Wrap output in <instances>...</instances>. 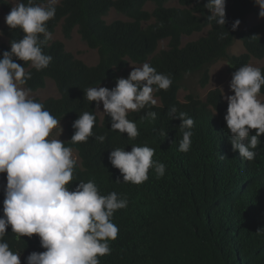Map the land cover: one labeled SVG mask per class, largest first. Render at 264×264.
Segmentation results:
<instances>
[{"label": "trees", "instance_id": "trees-1", "mask_svg": "<svg viewBox=\"0 0 264 264\" xmlns=\"http://www.w3.org/2000/svg\"><path fill=\"white\" fill-rule=\"evenodd\" d=\"M177 1L180 7L167 8V0H61L54 18L47 22L49 32L52 34L61 22V33L68 39L75 29L87 47L96 50L97 63L87 66L65 51L61 42L51 39L43 48L44 54L53 58L47 68L36 71L30 64L13 59L31 73L24 87L32 92L42 89L46 80L55 85L57 98L33 99L43 103L58 120L67 121L63 142L77 152L80 160L69 189L81 180H91L101 195L116 192L128 202L112 217L118 236L109 242L111 253L99 257L100 264H264V231L257 234L264 228V134L258 137L261 143L254 150V160H243L238 151L231 149L223 119L227 102L218 89L210 90L204 100L193 95H188L185 102L177 98L187 74H199L203 87L210 66L218 60H226L235 72L251 59H262L264 19L238 30L255 11L254 0H226L224 26L208 21L211 13L204 7L207 0ZM45 2L34 0L37 4ZM148 2L155 6L152 12L143 9ZM10 9L7 0H0L1 11ZM110 10L130 21L106 24L103 17ZM150 19L154 22L143 28L141 23ZM236 19L241 23L233 31L231 25ZM205 27V36L181 46L182 36ZM0 31L6 39V43H0L2 58L4 51H10L9 42L22 39L24 34L8 26ZM236 37L244 53L228 55ZM162 40H167V47L155 54ZM128 62L149 63L172 79L167 91L154 92L158 104L129 112L128 119L136 123L139 132L135 139L111 130L110 117L103 114L99 119L97 104L84 95L88 88L114 80ZM260 68L264 72V65ZM260 95H264V86ZM173 106L177 116L184 113L194 121L188 152L178 150L183 131L181 121L168 115ZM83 112H92L96 117L94 136L86 143L72 144V124ZM148 112H155L156 118L153 120ZM254 134L251 130L250 135ZM99 135L106 137L103 143L95 139ZM145 145L155 150L153 160L165 165L164 176L157 178L154 169H149L144 183L123 182L119 170L109 162L110 152ZM5 186L6 179L0 183V216ZM4 239L20 255L45 250L35 234L17 240L10 226Z\"/></svg>", "mask_w": 264, "mask_h": 264}, {"label": "clouds", "instance_id": "clouds-1", "mask_svg": "<svg viewBox=\"0 0 264 264\" xmlns=\"http://www.w3.org/2000/svg\"><path fill=\"white\" fill-rule=\"evenodd\" d=\"M254 2L259 7L258 17L264 18V0ZM58 4L59 0L44 4L18 0L4 18L10 29H20L24 35L18 41H10V51H4L0 58V173H6L0 216V264H21L20 253L13 251L4 239L9 226L17 240L35 234L45 249L30 253L25 264H100L99 257L111 253L109 242L118 236L112 217L128 203L116 192L101 195L91 180H81L69 189L77 159L72 148L52 138L54 129H59V135L62 133L60 120L32 98V90L24 87L31 73L14 62L15 57L36 71L49 66L53 58L44 54L43 48L51 39L47 22L54 18ZM204 7L211 13L208 21L218 26L226 24V0H207ZM240 23L236 19L231 29L235 31ZM171 84L170 76L143 63L132 67L127 78L116 79L113 88L90 87L84 95L89 102L102 104L101 113L110 117L111 130L135 139L139 132L136 123L128 119L129 112L156 105L154 92L167 91ZM262 86L261 68L245 64L232 73L229 90L234 94H222L227 101L223 119L231 149L246 161L254 160V150L261 143L258 137L264 134V102L259 99ZM176 112L173 106L168 115L181 121L183 135L178 150L188 152L194 121L184 113L177 116ZM147 115L156 118L155 112ZM95 121L92 112L79 115L72 124L75 131L70 142L86 143L94 136ZM251 130H255L254 135H250ZM95 139L103 143L106 137L99 135ZM154 153L146 145L132 146L131 151L116 148L108 159L121 173L123 182L138 185L148 180L149 169H154L157 178L164 176L165 165L153 160ZM262 231L264 228L258 229L257 234Z\"/></svg>", "mask_w": 264, "mask_h": 264}, {"label": "rangeland", "instance_id": "rangeland-1", "mask_svg": "<svg viewBox=\"0 0 264 264\" xmlns=\"http://www.w3.org/2000/svg\"><path fill=\"white\" fill-rule=\"evenodd\" d=\"M7 1L10 4V8L14 7L18 2V0H7ZM60 1L61 0H59V2ZM164 7L177 8L180 7V5L177 0H167V2L164 3ZM154 8H155L154 4L149 2L146 3L143 7V9L147 12H152ZM258 12H259V7L257 6L255 11L249 14L240 24L238 30L249 28L261 22L264 18H259ZM8 13L9 12H3L0 10V28L7 26L5 24L4 18ZM103 20L106 24H110L114 21H123V22L130 21L129 18L114 10L108 11V13L103 17ZM153 22L154 20L150 19L148 21L142 22L141 26L144 28ZM207 31L208 28L205 27L200 32L193 33L189 36H182L181 46L185 45L188 42L195 41L205 36ZM51 40L61 42L64 46L65 51L71 53L76 59H79L87 66H93L98 61V54L96 50L88 48L87 45L81 40L75 29L72 31L70 38L65 39L63 37L61 33V22L57 25L54 32L51 34ZM0 43H6V39L1 34V31H0ZM166 47H167V40L160 41L157 45L155 54H157L160 50H165ZM227 53L228 55H236V56L244 53V48L239 38L236 37L234 39L232 45L228 48ZM248 64H251L256 67H261L264 65V57L260 60L251 59ZM140 66H142V64H135L128 62V66L123 71L118 72L114 80L109 81L104 85H99L98 87H107L111 89L115 86L116 79L127 78L128 74L132 70V67H140ZM233 72L234 69L229 65V63L226 60H218L210 66L208 72V81L206 85L203 87L200 85L199 74L197 73L187 74L183 77L180 83V88L177 93V98L180 102H185L186 97L188 95H193L194 97L199 98L200 100H204L206 94L210 90H214V89H218L221 92V94L232 95L234 93H232L229 90V83L231 81ZM57 97H58V92L55 88L54 83L51 80H46L45 85L42 89H38L37 91L32 92V98H37L41 101L47 98H57ZM259 99H261V101L264 102V95H260ZM223 100L226 101L225 99ZM157 104H158V100H157ZM102 111H103L102 104H100L99 106L97 105L95 113L99 119H101L103 116V113H101ZM66 125H67V121L65 120L60 121V127L62 128V133L59 135V129L58 128L54 129L53 130L54 135L52 138H58L61 141H65L67 138ZM73 156L77 159V163H79L80 162L79 156L75 150H73ZM5 179H6V173H0V183L3 182ZM28 255H20L21 264H23V261H25V258Z\"/></svg>", "mask_w": 264, "mask_h": 264}]
</instances>
